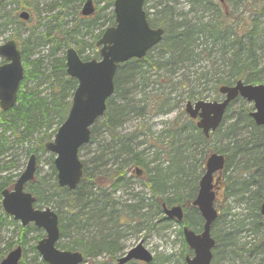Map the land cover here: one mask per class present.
<instances>
[{"label": "trees", "instance_id": "obj_1", "mask_svg": "<svg viewBox=\"0 0 264 264\" xmlns=\"http://www.w3.org/2000/svg\"><path fill=\"white\" fill-rule=\"evenodd\" d=\"M84 1L53 0V7H50L49 11L58 9L57 11L61 14L50 15L48 18L50 21L52 19L56 21L65 16L61 9L75 11L76 20L74 22L72 20L67 27L52 26L49 21L43 25L42 19L38 18L28 28L29 32L25 37H22L18 31L13 37L20 50L24 74L15 104L7 110L0 109V125L10 130L21 143H28L32 137H36V145L25 149L23 153L25 156H29L31 153L36 155V152H47L45 144L52 139L70 107L71 96L77 82L66 73L64 48L69 47L70 41L73 40L77 43L75 49L82 59L98 57L96 49L92 55L84 56L83 49L89 44L77 37L83 36V33L88 34L95 26L99 25L98 11L101 8L95 7V16L82 17L80 15L77 8ZM102 1L106 2L109 7L113 4V0H95L94 2ZM162 1H156L158 4H155L154 7L159 6V8L155 10L153 8L152 17L148 16V21L152 26L164 29L161 41L143 58L130 59L117 66L114 76V94L107 100V108L100 117L105 128L104 131L109 134V144L120 145V149L115 148L112 152V155L115 156L113 159L118 161L121 155H131L130 158L125 157L116 166L111 164L107 170L100 169L95 172L92 168L88 171L87 166L82 163L81 180L75 189L69 190L57 185L53 154L47 152L51 174L54 177L53 191L45 196L47 183L39 178L37 182L31 181L25 184V189L35 197L36 207L38 202L44 200L47 205L51 204L52 209L57 213L59 240L56 245L61 249L81 252L84 257L83 262H87L102 249L109 252L115 242L105 240V236L99 241L90 243H85L81 237H76L67 243H61L60 240L70 236L67 229H70L71 225H73L72 232L78 233L85 230L84 228L89 225L90 220H94L97 216L105 217V205H109L107 202L109 199L105 198L107 195L104 188L107 185L115 188L129 179L126 176L129 170L126 171L124 168L127 164L126 160H130L131 171L134 167L141 166L142 177L150 195L145 198L135 194L138 196L136 203L131 207L128 206L123 212L119 211L115 218L117 222L120 221L121 215H127L128 218L135 221L134 210L138 212L144 208H147L144 214L148 212H152L154 215L160 213L162 220H168L163 215L162 204L164 203L166 206L181 205L184 212L182 224L199 232L202 227V219L197 209L190 206L189 203L196 194L206 157L213 152L220 153L223 154L225 162L217 185L222 184L223 195L226 198L234 196L242 199L247 205L248 213L233 219L226 225L223 222L224 215L219 212L211 226V235L215 240L212 261L219 253H226V255L230 253V260L238 259L239 264H252L250 260H247L249 259L247 257L255 253L263 255L261 259L264 264V217L259 213V207L264 198V126L256 125L250 117L251 104L241 98L234 99L228 104L221 124L208 136H204L195 126L194 120L187 115L182 121L175 119L170 121L157 132L155 140L152 141L155 154L160 155V152L165 154L162 162L164 165L157 163L148 167V163L142 157L141 153L143 152L138 154L131 148V138L121 139L115 132L123 111L125 113L133 111L136 115H144L145 113H159L164 106L168 105L167 91L164 85H170V76L176 71L178 65L184 62L193 66L201 58L206 57L208 60L205 70L200 71L195 79L185 80V77L182 78V86L190 85L192 87L191 82L194 83L193 87L211 83V89L217 93L218 86L231 85L237 80L252 84L260 83L262 80L260 74L264 71V66L257 68L259 63L256 47L260 42L256 39L260 31L261 18L264 17V0H184L189 4L191 15L189 18L184 17L180 23L174 20L171 7H167L165 3L162 5ZM2 4L8 5V8H5V12L0 16L4 17L0 26H11L15 29V27H22L33 21L35 9L32 8L29 11L28 8L32 5L28 4L26 0H1L0 5ZM12 4L19 5L13 7ZM238 7L241 9L237 10ZM17 9L27 10L29 12L28 20L20 19L16 13ZM207 10L210 12V16H204L203 12ZM192 15H194L195 21H193L194 18H190ZM205 17L211 18L204 20ZM108 22V26L114 23L112 10ZM42 26L43 29L41 28L39 31ZM58 30L60 33L56 34ZM102 30L93 36V40L99 36ZM44 46L47 47L49 56L47 67H45L43 59L39 57L30 59L33 47L43 48ZM92 46L95 48V42ZM60 47V53L52 56L59 51ZM154 49L157 53L156 58L151 55V51ZM155 70L162 71L158 73ZM150 76L153 77L152 81L159 80L160 85H162L161 79L165 78L163 80L165 84L155 88L154 91L147 92L145 88L148 86L147 80ZM35 80L38 84L47 81L48 92L41 95L37 90L38 86L35 88L37 91L28 89L27 84ZM128 80L131 83L135 82V87H140L138 89L144 94V97L140 96L134 102L128 100L131 99L130 97H126L122 99L121 105L113 106L114 97L119 95L121 85L128 84ZM202 93V91H196L195 94H188L187 99L191 100L195 96L196 98L202 97ZM236 102H238V108L229 114L228 111ZM225 121H227L226 124ZM94 126L95 122L90 128V139L94 134ZM142 126L143 124L136 132L143 133V130H140ZM242 132L244 133L242 134ZM132 138L134 139L133 135ZM99 154L103 156L102 153ZM155 157L151 158L152 162L156 159L159 160ZM14 160L16 159L14 158ZM14 160L13 166L16 165ZM104 165L105 159L101 163V166ZM7 170L8 166L0 163V200L2 190L10 188L18 175L7 174L5 173ZM113 204L112 202L111 206ZM94 210L96 212H93ZM221 219L224 226L221 225L216 229V224ZM93 223L95 224V222ZM255 226L257 229L253 233L257 234L260 229L262 230L261 236L257 238L255 244L252 247L250 245L247 249L239 247L234 241L235 236L245 229L250 232ZM89 227L93 228L91 225ZM99 228L97 230L93 228L97 234L103 229V226L100 225ZM36 230L35 241L44 235L41 229ZM19 231L15 241L8 244L7 250L18 245L22 248L25 245L26 237L30 232V224L21 226ZM244 253L247 255L244 256ZM38 264L46 263L39 260Z\"/></svg>", "mask_w": 264, "mask_h": 264}, {"label": "rangeland", "instance_id": "obj_2", "mask_svg": "<svg viewBox=\"0 0 264 264\" xmlns=\"http://www.w3.org/2000/svg\"><path fill=\"white\" fill-rule=\"evenodd\" d=\"M95 1V0H94ZM157 0H147L144 8L148 12L149 18L152 17L151 11L155 9H158L159 6L154 7L155 4H158L156 2ZM26 2L32 7L28 8L29 11H31L32 8H34V19L31 23L26 24L22 27H15V29L11 26H0V44L5 42L6 40L15 37V33L17 31L20 33L22 37H25L29 32V27L33 25L34 20L40 18L42 19L41 22L43 25L49 21L50 25L52 26H62L67 27L70 25L71 21L74 22L76 19L75 11L74 10H62L65 14V16H62L59 20H53L50 21L48 18L50 15H57L61 14L56 9L55 11H49L50 7H53V0H26ZM83 3V2H82ZM82 3H80L79 7L77 8L80 12V9L82 7ZM165 3L167 7H171L172 13L174 14V20L176 22L180 23L181 20L184 17L189 18L191 13H189V4L185 2L184 0H163L162 5ZM19 4H12L11 6L16 7ZM35 5L36 7H34ZM161 5V6H162ZM95 6L98 8H101L98 11V21L99 25L95 26L91 32L88 34L83 33V36H77L78 38H81L84 42L86 41L89 45L87 47H84L83 49V55H92L94 53V48L92 44L97 40V37L95 40H93V36L100 32L102 29L108 26V19L110 11L112 10V6L109 7V5L102 1V2H95ZM5 8H8V5L5 6V4L0 5V16L5 12ZM21 8V7H19ZM240 10L241 7H238ZM76 9V10H77ZM21 9H17L16 13H19ZM238 12V11H237ZM95 14V12H94ZM93 14V15H94ZM97 14V13H96ZM204 16H210V12L204 11ZM92 15V16H93ZM103 15V17H102ZM95 16V15H94ZM198 16V15H196ZM58 18V16H57ZM194 18V15L192 17ZM211 18V17H205L204 20ZM61 20V21H60ZM196 19L194 18L193 21ZM4 21V17H0V23ZM183 21V20H182ZM43 29V26L39 28V31ZM260 31L259 35L257 36L256 40H259V46L256 47V55L258 60V66L262 67L264 66V17L261 18L260 23ZM38 31V32H39ZM82 32H84L83 29H81ZM60 31H56V34H59ZM100 35V34H99ZM72 38V37H71ZM70 38V39H71ZM77 43H75L73 40L70 41V46L74 47ZM47 47L44 46L41 47H33L32 49V55L30 56V59H34L39 57L40 59H43L45 67H47V59H48V50ZM66 48V47H65ZM64 48V52H65ZM56 54H52V56L58 55L60 53L61 47L58 49ZM97 51V50H96ZM156 49L151 51V55L156 58ZM205 57V56H204ZM1 60V59H0ZM208 64V60L205 58H201L196 64L193 66H189L188 62H184L183 64H179L176 71L173 73V75L170 76L171 82L170 85H166L165 81L163 82V79H161V84L159 83V80L152 81V76L149 77L147 80L148 86L145 88L147 92L154 91L155 88H159L161 86H165V90L167 91V101L168 105L164 106L162 110L159 113H145L144 115H136L133 111L125 113L123 111L121 117H120V123H118V126L115 129V132L119 135L121 139H125L126 137L131 138V148H133L134 152H140L142 154V157L145 159V162L148 163V167H151L157 163H161L165 158V154H162L160 152L159 154H155L154 152V146L153 142L155 139V135L157 132L164 126H166L170 121L172 120H179L182 121L184 119V116L187 115L184 111V105L186 103L188 94H195L196 91H202L203 95L202 97L192 98L191 100H197V99H204V100H220L222 99V95L218 93H215L213 89H211V83H207L200 87H193L194 83L191 82V86L186 85L182 86L181 79L185 77V80L188 79H195L196 76L200 71L205 70V66ZM162 70H155V72L160 73ZM261 82H264V71L261 72ZM137 77V76H136ZM134 81V78L132 79ZM137 80V79H135ZM152 81V82H151ZM202 81V80H201ZM128 84L121 85L122 87L119 89V95L115 96L113 99V106L114 105H121L122 99L126 97H130L134 102V100H137L140 98V96L144 97V94L139 91L138 88L135 87L134 83L127 82ZM36 82V80L33 82H30L27 84L28 89L36 90L35 88L38 86L37 90L40 92L41 95L48 92V84L47 81L45 82ZM36 90V91H37ZM249 103V102H248ZM251 104V103H249ZM235 108H238V102L232 105V108L228 113H233ZM252 109V104H251ZM233 116V115H232ZM229 117V116H228ZM225 124L227 121L224 122ZM143 124L142 128L140 130H143V133L136 132L137 129L140 127V125ZM104 126L101 122V119L98 118L95 121L94 126V134L92 135L90 141L86 144H84L80 150H79V158L82 161L84 165L87 166L88 171L90 168L94 169L93 172L100 169L107 170L111 164H114L112 166H116L121 163L125 157H129L131 155H121L117 160L113 159L112 152L115 148L120 149V145L116 143L109 144L110 143V137L109 134L104 131ZM244 132H242L243 134ZM132 135L134 136V139L132 138ZM33 138V139H32ZM30 142H24L21 143V141H18L12 134L10 130H7L4 128V126L0 125V163L6 164L8 166V170L5 171L7 174L15 175L20 174L26 165V161L28 159V155L25 156L24 150L27 148L34 147L36 145V137H32ZM113 146V147H112ZM112 148V149H111ZM99 153H102L103 156H100ZM16 156V157H15ZM37 156V162H36V173L35 177L33 179V183L37 182V179H41L47 183V190L44 192L45 196L48 195L53 191V176L51 174L50 170V161H49V154L47 152H36ZM141 156V155H140ZM159 158V160H155L154 162L151 161V158ZM14 158L16 160H14ZM105 159V165L101 166V163ZM13 160L16 162V165L13 166ZM115 161V162H114ZM126 165L124 166L125 170H129L127 173V177L129 178L126 182L119 184L117 187L112 188L110 185L105 186L104 190L107 195V202L109 203L105 205V217H96L94 220L89 221V225L93 226V228L100 229L99 226L102 225L103 229L97 234L96 230H94L92 227H85V230H82L80 232H72L71 225L70 229H67L70 232V236L66 238H62L60 242H66L71 241L74 238L83 239L85 243H90L94 241H99L101 238L107 240V241H114L115 245L114 247L108 251H105V249H102L97 252V254L90 258V261L83 262L82 264H94V262H97V264H115L116 259L123 255L129 248L133 247L137 242L142 241L143 246L151 252L153 259L150 263H143L141 261H130L126 264H185L184 257L186 255L191 256L192 252L187 247L183 235L181 232V226L177 224L173 219L168 220H162L161 214H155L147 213L144 214L145 211H147V208L142 209L141 211L134 210L135 211V221L132 218H128L127 215H121L120 221L117 222L116 215L119 211L123 212L126 208L131 207V205L135 204L138 196H135V194L139 196H143L145 198H148L150 195L148 187L146 186L144 179L141 175H135L131 171L130 166V160H126ZM130 167V168H129ZM141 167V166H140ZM123 168V169H124ZM196 171V169H195ZM132 172V173H131ZM18 175L15 177V179L18 177ZM12 188V186L10 187ZM109 196V197H108ZM44 198V197H42ZM114 203L113 206H111V203ZM150 203V200H148ZM37 207L40 209H43L45 207H51V204L45 203L44 200L37 203ZM219 212L224 215L223 222H225L226 225L231 223L233 219L235 220L238 217H241L242 215H246L248 213L247 205L242 199H239V197H230L226 198L223 195L222 191V184H220L218 188V196H217V204ZM93 212H96L94 210ZM120 212V213H121ZM119 214V213H118ZM130 215H133L129 213ZM95 222V224L93 223ZM117 222V223H116ZM222 222V219L216 224V229L218 227L224 226ZM22 225L20 224L19 220H14L11 216L4 213L1 204H0V259L5 256L8 252L7 246L10 243H13L16 239V237L19 234L20 227ZM37 227L34 226L33 223L30 224V232L28 233L26 237L25 245L22 246L23 252L22 257L20 260V264H38L39 260H41L40 255L35 249L36 241L34 239V236L37 234ZM104 240V241H105ZM234 241L236 244L239 245V247H244L245 249L249 248V245L245 244L244 242H254L253 235L248 232L246 229L238 233ZM63 243V244H64ZM14 246V245H13ZM12 246V247H13ZM232 248V247H231ZM34 249V250H33ZM61 249V248H60ZM230 249V248H227ZM226 249V250H227ZM219 252V251H218ZM247 253H244V256H246ZM262 254H253L248 256L247 260H250L252 264H263L262 261ZM230 253L229 255L225 254H217V256L214 258L213 261H211L210 264H239L240 261L238 259L230 260Z\"/></svg>", "mask_w": 264, "mask_h": 264}, {"label": "water", "instance_id": "obj_3", "mask_svg": "<svg viewBox=\"0 0 264 264\" xmlns=\"http://www.w3.org/2000/svg\"><path fill=\"white\" fill-rule=\"evenodd\" d=\"M145 0H114V25L105 28L96 41L99 46V59L82 60L73 47L65 52L66 73L77 81L71 97L67 116L58 126L54 137L45 144V148L54 154L53 164L56 169V180L60 187L73 190L82 176V163L78 158L79 148L90 138V127L106 109V100L114 92V75L117 65L131 58H142L146 52L161 41L162 27H151L147 21L143 4ZM92 0H86L81 14H92ZM19 17L27 20L26 10ZM0 108L7 110L16 101L19 84L23 78L24 68L20 51L14 39L0 44ZM218 91L224 95L220 101L196 100L187 101L185 111L190 118H198L196 126L205 136L214 131L220 124L226 106L237 96L252 102L250 112L256 125L264 126V84L243 83L237 80L232 85H222ZM224 156L211 153L205 160L204 172L198 181L197 193L191 202L203 220L199 233L186 226L182 234L186 245L193 255L185 256L186 264H210L214 239L211 236V225L217 216L213 206L215 193L213 180L215 173H221ZM36 171L35 154H30L24 170L16 179L11 190H2L1 205L5 213L25 226L33 223L41 228L45 235L37 241L35 249L43 261L48 264H80L83 256L78 251L60 250L55 246L59 238L58 217L49 207L38 209L33 206L34 196L24 190V185L31 181ZM260 213L264 216V199L260 205ZM163 212L178 222L182 220V207L179 205L165 207ZM22 249L17 246L0 260V264H18ZM136 259L149 262L150 252L139 241L125 255L118 259L117 264Z\"/></svg>", "mask_w": 264, "mask_h": 264}, {"label": "bare ground", "instance_id": "obj_4", "mask_svg": "<svg viewBox=\"0 0 264 264\" xmlns=\"http://www.w3.org/2000/svg\"><path fill=\"white\" fill-rule=\"evenodd\" d=\"M56 183H57V180H56ZM58 185V184H57ZM59 186V185H58ZM260 213V212H259ZM260 215H261V213H260ZM252 228V227H251ZM257 229V227L255 226V227H253V229H251L250 230V233H252V235H253V238H254V242H244L243 243V245H245V244H247V245H249V247H250V245H251V247L255 244V242H256V240H257V238H259L260 236H261V233H262V230L260 229V232L259 233H257V234H255V233H253L255 230ZM114 242V241H113ZM238 245V244H237ZM239 246V245H238ZM185 258V257H184Z\"/></svg>", "mask_w": 264, "mask_h": 264}]
</instances>
